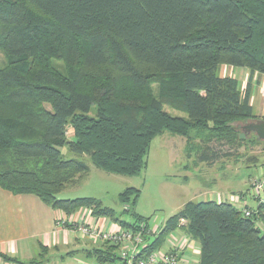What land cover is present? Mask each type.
Instances as JSON below:
<instances>
[{"label": "trees", "instance_id": "1", "mask_svg": "<svg viewBox=\"0 0 264 264\" xmlns=\"http://www.w3.org/2000/svg\"><path fill=\"white\" fill-rule=\"evenodd\" d=\"M0 49V188L33 195L66 218L88 209L135 230L150 219L128 223L96 199H58L89 173L63 150L124 176L146 168L163 133L183 137L186 154L197 136L207 139L200 163L231 157L216 148L244 138L229 120L257 117L249 83L241 91L220 68L264 77V0H0ZM157 77L159 95L150 87ZM137 197L127 188L119 200L134 205ZM247 199L248 217L229 200L188 202L144 236L146 252L181 230L199 244L197 264H264V231L256 226L264 229V203ZM105 243L98 262L126 264L114 255L119 247Z\"/></svg>", "mask_w": 264, "mask_h": 264}, {"label": "rangeland", "instance_id": "2", "mask_svg": "<svg viewBox=\"0 0 264 264\" xmlns=\"http://www.w3.org/2000/svg\"><path fill=\"white\" fill-rule=\"evenodd\" d=\"M4 66L5 59L0 49V67ZM55 66L64 71L60 63H55ZM221 71L220 69V75H223L224 71ZM159 79L157 77L155 82L152 81L153 83L150 84L156 95L162 93L158 84ZM171 83L168 81L165 86H170ZM165 110L174 114L169 108H165ZM257 119L229 120V127L241 138H244L241 141H234L232 138L229 140V144L222 148L216 146L222 153L229 152L232 153V156L220 158L210 165L197 162L195 165L189 160L188 162L184 161L187 160V155L185 156L182 151L183 142L177 144L167 141L168 138L173 137L168 133H163L152 141L146 159V168L134 176L108 174L96 169L88 157L83 156L80 159L68 154L66 158L79 159L86 164L89 173L77 185L68 186L57 197L60 200L95 198L102 202L103 207L113 210L114 216L120 220L132 223L135 219L134 216L137 215L150 219L149 223L155 222L156 225L174 215L178 208L188 201L208 200V197L206 199L202 192L220 193L228 186L230 192H233L230 196L241 194V200L245 201L251 191L250 178L264 179V141L257 139L253 133L244 136L241 128L246 123L255 122ZM67 137L71 139V131L67 132ZM202 137L197 136L192 144L188 145V158L193 156L190 160H197V155L203 150L202 143L208 141L207 139L201 140ZM174 138L179 141L181 139L180 137ZM193 152L194 154H192ZM63 154H67L66 150H63ZM127 188H134L138 191L134 205L131 202L123 204L119 200L120 193ZM206 188L208 189L206 190ZM198 191H201L200 195H198ZM227 197L224 201L228 200ZM252 199L256 201L253 197ZM254 201L248 200L251 205H254ZM256 226L261 232L264 231L260 223H256ZM8 263L14 264L13 262Z\"/></svg>", "mask_w": 264, "mask_h": 264}, {"label": "crops", "instance_id": "3", "mask_svg": "<svg viewBox=\"0 0 264 264\" xmlns=\"http://www.w3.org/2000/svg\"><path fill=\"white\" fill-rule=\"evenodd\" d=\"M220 69L222 70L221 72L224 71L223 77H233L239 81L241 91L245 90L246 85L249 83V103L252 108L253 116L264 118V77L259 74L250 75L246 69H237L227 66H222ZM171 136L173 137H171V139L168 138L167 141H172L177 144L183 142L181 146L183 147L182 151L185 156L187 155V160L185 159L184 161L188 162L189 160L195 165L196 162L200 163L197 160H190L193 156L188 158V154L185 152L186 144L183 137L176 135ZM174 137H180L181 139L179 141ZM77 158L81 159V157ZM207 189L208 188H206V190ZM200 192L201 191H198V195H200ZM212 193V191L202 192V194L206 196V199L208 197L209 201L221 203L225 200L226 196H230L233 192H230L227 186L226 189L220 193ZM188 202L180 206L177 212ZM89 212L90 211H87L85 214L89 224L111 232H115L120 228L119 223H114L112 219H95L91 215V212ZM82 214L83 212L81 215ZM58 219L65 220L66 215L61 210L45 205L37 197L33 195H13L0 188V253L9 258L17 259L24 264H101L97 260L96 253L106 252L109 244L80 239L73 229L56 227V221ZM166 221L167 220L158 224L160 230L163 228ZM183 234L181 230H176L171 233L162 250H169V242L173 238L178 240ZM110 245L112 244L110 243ZM199 253V244L190 240L189 246L185 247L182 252L181 264H197ZM114 255L118 257V250L115 251ZM0 264L12 263H8L0 258Z\"/></svg>", "mask_w": 264, "mask_h": 264}, {"label": "built area", "instance_id": "4", "mask_svg": "<svg viewBox=\"0 0 264 264\" xmlns=\"http://www.w3.org/2000/svg\"><path fill=\"white\" fill-rule=\"evenodd\" d=\"M249 181L251 187L249 196L259 204L264 203V179L250 178ZM227 198L244 216L248 217L251 214L240 196H228ZM87 211L90 210H81L65 220L58 219L56 227L71 228L80 239L117 245L119 247L118 257L126 264H181L182 252L190 244L189 237L183 234L178 240L173 238L169 242V250L146 252L148 243L144 241V236L152 237L159 232V226L155 222L152 224L148 222V225L140 224L135 230L120 227L115 232H111L89 224L85 216Z\"/></svg>", "mask_w": 264, "mask_h": 264}, {"label": "water", "instance_id": "5", "mask_svg": "<svg viewBox=\"0 0 264 264\" xmlns=\"http://www.w3.org/2000/svg\"><path fill=\"white\" fill-rule=\"evenodd\" d=\"M241 128L244 136H247L249 133H253L257 139L264 141V119L246 123Z\"/></svg>", "mask_w": 264, "mask_h": 264}]
</instances>
